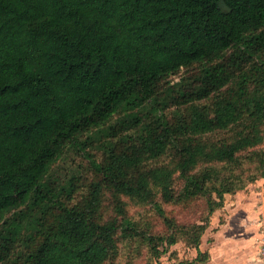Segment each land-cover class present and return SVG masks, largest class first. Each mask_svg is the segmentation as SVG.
Returning a JSON list of instances; mask_svg holds the SVG:
<instances>
[{"label": "trees", "instance_id": "16d2710c", "mask_svg": "<svg viewBox=\"0 0 264 264\" xmlns=\"http://www.w3.org/2000/svg\"><path fill=\"white\" fill-rule=\"evenodd\" d=\"M70 148L85 190L53 176ZM260 179L264 0H0V264H116L125 242L157 261L181 241L206 264L210 218ZM198 199V222L166 213Z\"/></svg>", "mask_w": 264, "mask_h": 264}, {"label": "rangeland", "instance_id": "374dc122", "mask_svg": "<svg viewBox=\"0 0 264 264\" xmlns=\"http://www.w3.org/2000/svg\"><path fill=\"white\" fill-rule=\"evenodd\" d=\"M183 74L184 71H181L179 74L172 76L170 80H172V83H176ZM123 115L124 111L119 110L111 123ZM84 140H86V137H84ZM87 153H91L96 159L102 156V152L97 148L88 149ZM52 171L54 178L60 183L66 182L72 176L77 177L80 191L85 190V186L94 176V170L91 168L87 156L85 157L83 151L75 148L68 149L64 156L53 166ZM238 192L227 194L226 207L216 211L210 218L212 222V219H215V222L211 224L210 229L204 235L200 246L202 252L211 254L207 264H264V179H260ZM206 208V201L199 199L186 207H165L170 218H175L180 223L186 224L204 219ZM127 211L128 216L137 221L143 230L149 229L150 233L157 235L166 233L165 226L153 210L152 205H136L128 200ZM11 215L12 213L8 217H11ZM240 219H256L251 222V224H256L260 228L259 233L251 237L253 241L257 239L255 246L253 241L252 247L244 243L246 233L244 228L240 226ZM233 226H235V229L236 226L243 229H240L236 234L235 240L231 238L224 239V231ZM136 246L129 247V242L121 244L120 257L116 264H199L195 263L197 258L196 249L182 241L171 247L157 261L148 249H143L142 255L134 257L132 254L137 253L135 251ZM129 256L131 257L130 260ZM12 263H18V258L13 259Z\"/></svg>", "mask_w": 264, "mask_h": 264}, {"label": "crops", "instance_id": "0c3cea01", "mask_svg": "<svg viewBox=\"0 0 264 264\" xmlns=\"http://www.w3.org/2000/svg\"><path fill=\"white\" fill-rule=\"evenodd\" d=\"M239 192H241V191H239ZM238 192V193H239ZM227 197H228V195L225 197V204H224V207H226L225 205H226V203H227ZM224 207L222 208V209H224ZM213 220V222L211 221L210 222V225H209V227H208V229H207V231L205 232V234L208 232V230L210 229V227H211V224H214V222H215V219H212ZM252 220H256V219H240L239 220V223H240V226H242L243 228H244V231H245V233H246V239H245V241H244V243L246 244V245H250L251 247H252V236L253 235H256L257 233H259V231H260V228H258L257 226H256V224H251V222H252ZM224 226V225H223ZM237 227L236 226V229H235V226H233L232 228H230L229 230H227V231H224V235H225V237H224V239L225 238H231L232 240H235L236 239V234L240 231V229H243L242 227ZM204 234V235H205ZM204 237V236H203ZM260 237V236H259ZM248 238V239H247ZM203 239V238H202ZM256 241H257V239L256 240H254L253 241V244H254V246H255V243H256ZM201 250V249H200ZM202 251V250H201ZM204 253H207V252H204ZM209 254V256H211V254L210 253H208ZM209 260H210V257H209ZM209 262V261H208ZM207 262V263H208ZM206 263V264H207Z\"/></svg>", "mask_w": 264, "mask_h": 264}]
</instances>
